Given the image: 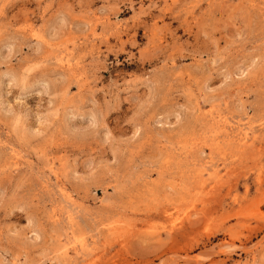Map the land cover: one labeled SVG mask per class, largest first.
<instances>
[{
	"label": "rangeland",
	"instance_id": "374dc122",
	"mask_svg": "<svg viewBox=\"0 0 264 264\" xmlns=\"http://www.w3.org/2000/svg\"><path fill=\"white\" fill-rule=\"evenodd\" d=\"M0 264H264V0H0Z\"/></svg>",
	"mask_w": 264,
	"mask_h": 264
}]
</instances>
